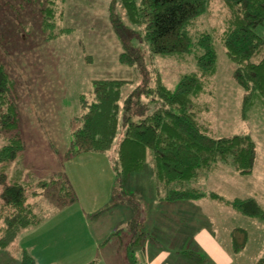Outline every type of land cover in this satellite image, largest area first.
Listing matches in <instances>:
<instances>
[{"label": "trees", "instance_id": "16d2710c", "mask_svg": "<svg viewBox=\"0 0 264 264\" xmlns=\"http://www.w3.org/2000/svg\"><path fill=\"white\" fill-rule=\"evenodd\" d=\"M21 2L38 3L40 16L36 28L45 42L71 32V27L59 22L62 9L58 0ZM211 2H109L108 19L122 45L119 62L141 69L143 51L148 57L146 64L152 69L144 64L145 74L135 70L133 79H91L89 88L78 96V113L70 118L71 138L64 162L83 153H108L109 157L110 151L115 152L109 157L114 184L106 206L127 196L125 187L132 177L143 173L150 157L149 171L156 193L163 201L209 197L242 217L264 221V207L256 197L228 199L214 191L205 193L193 185L219 165H230L239 175L246 176L253 172L255 164L256 144L249 134L216 136L202 115L209 110L204 97L213 95L219 66L218 48L236 66L232 79L243 92L242 117L247 118L255 106H264V38L255 32L257 26L264 24V0H222L227 11L223 26L199 27L200 18L208 13ZM12 5L18 7L16 0ZM116 5L124 21H118ZM26 30L27 34L31 29L27 27ZM133 40H139L142 47L131 46ZM3 43L0 36V47H4ZM157 56L184 63L189 61L193 68L181 73L175 87L170 88L155 69ZM15 93L14 79L0 58V138L4 141L0 146V253L3 250L15 253L19 256V264H38L28 249L17 246L16 238L46 217L44 211L48 208L44 210L34 201L47 188V183L37 181V189L30 192L31 183L23 178V171L12 167L26 148ZM122 127L123 134H120ZM49 182L55 192L49 195L48 201L55 208L76 201L72 184L63 170L51 175ZM41 204L47 205V202ZM128 225L133 232L124 249L126 263L140 264L135 254L136 243L148 232L139 230L137 217L131 218ZM247 239L245 228L234 227L230 233L232 252L242 251ZM181 251L189 257L194 253L187 249ZM261 260L264 262L263 258ZM85 264L100 263L93 258Z\"/></svg>", "mask_w": 264, "mask_h": 264}, {"label": "rangeland", "instance_id": "374dc122", "mask_svg": "<svg viewBox=\"0 0 264 264\" xmlns=\"http://www.w3.org/2000/svg\"><path fill=\"white\" fill-rule=\"evenodd\" d=\"M21 1L16 0L18 7L15 8L12 5L14 0H0V36L4 42V47H0V58L15 82L19 126L26 145L17 164L12 167L23 171V178H27L31 183L30 192L37 189V181H46L47 188L43 189L40 196H36L34 202L44 210L48 208L44 211L47 215L63 208H55L54 204L48 201L49 195L55 192L49 178L59 169L63 170L77 198L72 207L62 209L63 213L77 210L76 214L79 215L76 220L72 215L57 216L60 218L56 221L55 229H64L72 235L52 241L49 253L64 258L63 248L67 246L63 243L68 242L70 247L73 241L69 238L82 235L83 230H92L96 234L100 232L103 236L112 232L111 238L117 241L115 249L119 254L115 258L107 257L105 262L123 264V259L126 261L124 249L133 232L128 221L137 217L139 230L148 232V235L143 234L136 243L135 254L140 262L144 260L150 264H264L261 262V258L264 261V221L239 216L229 207L225 208V205H217L207 199L195 200V206L183 204L177 207V212H173L172 206H168L173 202L164 201L163 206H158L156 198H161V195L156 193L153 175L149 171L150 157L143 173L128 182L131 188L125 187L127 196L123 198L122 194L123 199L104 207L105 202L109 203L111 195L103 199V194L106 190L112 192L114 180L107 189L104 188L106 182L102 184L101 179L94 181L93 177H90V171L94 170L90 165L95 162L93 157H102L101 165L107 168L101 178L108 173L112 175L109 157L115 152L110 151L109 157L108 153H83L82 156L74 157L72 162H64V153L71 138L70 118L78 113V96L89 88L91 79H133L135 70L138 72L139 69L145 74L144 64L148 63V57L142 48H139L143 54L141 69L137 65L128 66L119 62L118 55L122 51V45L108 19L111 0H58L62 9L59 22L72 30L51 42H45L36 28L40 16L38 3L27 4ZM116 7L118 21H124L118 5ZM226 15L222 0H212L208 13L200 18L198 26L208 29L221 28ZM27 27L31 30L26 34ZM255 32L264 38V24L257 26ZM130 45L140 47L142 44L139 40H133ZM155 61V69L170 88L175 87L181 73L189 70V67L193 68L191 62L184 63L175 58L157 56ZM218 62L213 95L204 97L209 110L202 115L209 121L211 131L216 136L247 133L252 137L256 144L254 170L250 175L241 176L232 166L219 165L207 178L203 180V177H200L193 185L201 191L224 192L226 196H256L264 207V106H255L247 118H243V92L232 79L236 66L225 57L221 48H218ZM146 67L152 69L150 64H146ZM139 76L138 73L137 77ZM120 134H123V127ZM3 142L0 138V146ZM83 165H86L87 169L84 175L87 182L84 180L80 185L79 177L76 176V188L68 173L72 172V167L74 174L79 175L77 171ZM92 191L97 192V197L87 200ZM44 201L47 205L41 204ZM77 203H84L85 209L88 206L90 210L95 211L90 214L92 218L89 219L88 225H85L80 217ZM102 207L105 209L98 213ZM191 225L205 226L209 230L199 232L196 237H180L179 231L190 233L193 230ZM232 226H241L248 231L246 246L237 254L231 250L229 232ZM68 227L70 229H67ZM194 238L199 240L198 244L194 242ZM182 249L193 250L194 253L189 257L181 251ZM115 253L117 254V251ZM4 263H19V256L3 250L0 253V264Z\"/></svg>", "mask_w": 264, "mask_h": 264}, {"label": "crops", "instance_id": "0c3cea01", "mask_svg": "<svg viewBox=\"0 0 264 264\" xmlns=\"http://www.w3.org/2000/svg\"><path fill=\"white\" fill-rule=\"evenodd\" d=\"M79 156H82V155L80 154L76 157H79ZM93 158H94L95 162H93V164H91L90 167L94 170L90 171V177L92 176L93 177L92 180H94V181H98V178L101 179L102 184L106 182V185H103V186H104V188L107 189V187H109L111 185L112 181L114 180L113 179L114 175H113V173H112V175L108 173L101 178L103 171L107 167L101 165L102 157L101 158L100 157H93ZM72 160H73V158L67 162H72ZM83 166H80L79 170L77 171L79 173V175L74 174L72 167H70L72 172L69 171V173H68L70 179L73 181V185L76 188H78V186L76 184V178H75L76 176L79 177L80 185H81V183H84V180H85L84 175H85V172L87 171V169H86V165H83ZM58 168L59 167H57V169ZM135 176H137V175H135ZM132 178H136V177H132ZM204 178H207V176L203 177V180H204ZM113 184H114V182H113ZM113 184L111 186V189L113 187ZM128 186H129V188H131V185H128ZM211 191H213V190H208V191H203V192L209 193ZM84 192L86 193V191H84ZM214 192H216V191H214ZM217 193L228 198V199H232L235 197H241L240 194L226 196V194L224 192H222V193L217 192ZM110 195H111V192L109 193V191L106 190V192H104V194H103V199H106ZM94 196L97 197V192L92 191L91 197L88 196L87 200L93 199ZM248 196H252V195H248ZM248 196H245V197H248ZM254 197H256V196H254ZM204 199H207L212 203L216 202L209 197H202V198H199L197 200H204ZM194 201L195 200H181V201H176V202L171 203L172 205L168 204V206H172V208H173L172 211L177 212V207L183 206V204H185L187 206H192V205H194ZM156 202H157L158 206L164 205L163 204L164 201L161 198H156ZM74 204H76V203H72V205L71 204L67 205V206L57 210L56 213L54 212L50 215L48 214L37 225H34L30 228H27L24 231H22L21 233H19L17 238H16L17 246L24 247V248L28 249L38 264H85V263H88L89 261H91L93 258H97L100 264H109L108 262H105L106 258L107 257L115 258V256L119 254L118 250L115 249V244H117V241H114L113 238H111L112 232H109L108 234H105L103 236V234L100 232L98 234H96L92 230H88V232H87V230L86 231L83 230V231H81L82 235H80V236L76 235L74 238H69L70 240L73 241V244L70 247L67 245L68 242L66 244L63 243L64 245L67 246V248H63V257L64 258L56 257L57 254L52 255V253H49L50 250L52 249L50 246V243L52 241H54L56 238H59V239H61L63 237L68 238L70 235H72V233H69L68 231H65L64 229H61V230L55 229V227H56V221L58 220V218H60L57 216H71L72 215V216H74V220L77 219V215H78V214H76L77 210H72V211L69 210L68 212L63 213V210H65V208H67L68 206L72 207ZM77 204L79 205L78 208H80V213H81L80 217H82L85 225H88L89 219L92 218V216L90 214H94L95 211L90 210V208L88 206L85 209L84 203L83 204L77 203ZM107 204L108 203L105 202L104 207ZM216 204H217V202H216ZM219 205H221V204H219ZM225 208H228V207L225 206ZM87 211H91V212H87ZM178 212L181 213V211H178ZM52 225H54V226H52ZM47 226H52V227H47ZM198 226L191 225L190 228L193 230H191L190 233H188V232L183 233V232L179 231L180 237H183V236L196 237L199 235V232L200 233L204 232V231L208 232V230H209L205 226H200V225H198ZM234 227H237V226L231 227L230 232H229V236H230L231 230ZM67 229H70V228L68 227ZM199 229H201V230L199 231ZM52 230H54V231H52ZM100 230H102V229H100ZM196 240L197 239L194 238V242L198 244L199 240H197V241ZM116 251H117V254L115 253ZM138 262L140 264H150V263H147L146 261L144 262V260L141 262L138 260ZM8 264H10V263H8ZM15 264H19V263H15ZM123 264H127L126 261L124 262V259H123ZM210 264H229V263H210Z\"/></svg>", "mask_w": 264, "mask_h": 264}]
</instances>
